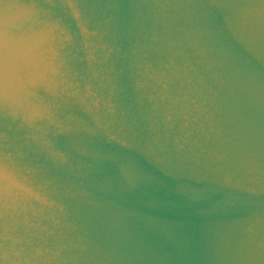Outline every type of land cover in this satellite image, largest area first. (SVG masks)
<instances>
[{
    "label": "water",
    "instance_id": "obj_1",
    "mask_svg": "<svg viewBox=\"0 0 264 264\" xmlns=\"http://www.w3.org/2000/svg\"><path fill=\"white\" fill-rule=\"evenodd\" d=\"M0 264H264V0H0Z\"/></svg>",
    "mask_w": 264,
    "mask_h": 264
}]
</instances>
